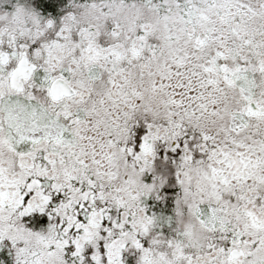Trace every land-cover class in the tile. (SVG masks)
Here are the masks:
<instances>
[{
    "label": "snow or ice",
    "instance_id": "snow-or-ice-1",
    "mask_svg": "<svg viewBox=\"0 0 264 264\" xmlns=\"http://www.w3.org/2000/svg\"><path fill=\"white\" fill-rule=\"evenodd\" d=\"M0 264H264V0H0Z\"/></svg>",
    "mask_w": 264,
    "mask_h": 264
}]
</instances>
